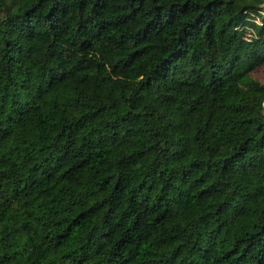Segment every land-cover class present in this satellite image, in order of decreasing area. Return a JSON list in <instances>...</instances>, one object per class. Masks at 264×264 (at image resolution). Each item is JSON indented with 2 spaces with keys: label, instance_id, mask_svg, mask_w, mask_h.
Instances as JSON below:
<instances>
[{
  "label": "trees",
  "instance_id": "1",
  "mask_svg": "<svg viewBox=\"0 0 264 264\" xmlns=\"http://www.w3.org/2000/svg\"><path fill=\"white\" fill-rule=\"evenodd\" d=\"M261 10L0 0V264H264Z\"/></svg>",
  "mask_w": 264,
  "mask_h": 264
},
{
  "label": "rangeland",
  "instance_id": "2",
  "mask_svg": "<svg viewBox=\"0 0 264 264\" xmlns=\"http://www.w3.org/2000/svg\"><path fill=\"white\" fill-rule=\"evenodd\" d=\"M262 13H264V11L261 10ZM254 75L256 77H258L259 79L264 80V64L260 67H258L255 71H254Z\"/></svg>",
  "mask_w": 264,
  "mask_h": 264
},
{
  "label": "built area",
  "instance_id": "3",
  "mask_svg": "<svg viewBox=\"0 0 264 264\" xmlns=\"http://www.w3.org/2000/svg\"><path fill=\"white\" fill-rule=\"evenodd\" d=\"M248 34V33H247ZM262 110L264 112V99L261 101Z\"/></svg>",
  "mask_w": 264,
  "mask_h": 264
}]
</instances>
